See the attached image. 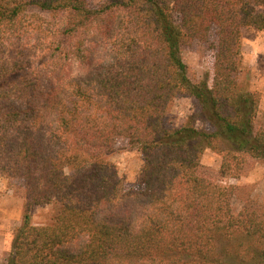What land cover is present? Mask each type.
Wrapping results in <instances>:
<instances>
[{"label": "trees", "instance_id": "16d2710c", "mask_svg": "<svg viewBox=\"0 0 264 264\" xmlns=\"http://www.w3.org/2000/svg\"><path fill=\"white\" fill-rule=\"evenodd\" d=\"M246 29L264 31V0H0V174L27 199L6 264H264V216L198 174L208 150L224 179L264 163ZM214 30L212 85L193 83L182 50ZM183 96L212 130L165 126ZM121 139L142 189L110 161ZM44 205L57 215L34 226Z\"/></svg>", "mask_w": 264, "mask_h": 264}, {"label": "rangeland", "instance_id": "374dc122", "mask_svg": "<svg viewBox=\"0 0 264 264\" xmlns=\"http://www.w3.org/2000/svg\"><path fill=\"white\" fill-rule=\"evenodd\" d=\"M218 36L212 32L208 42H195L185 46L182 59L188 67V77L193 83L208 81L214 77L215 47ZM242 79L252 91L260 94V106L256 128H264V31L246 29L243 34ZM165 126L177 129L193 126L199 130H212L204 120L199 104L192 98L179 97L172 104ZM110 161L116 165L127 190L142 189L145 185L144 158L141 152L121 139L113 147ZM222 156L214 151L204 154L199 176L225 187H235L233 210L239 214L249 208L264 216V163L249 159L240 179H224L221 175ZM69 172V170H68ZM26 189L20 180L8 179L0 174V264L10 258L15 233L21 227L27 208ZM31 221L34 226H50L57 215L53 205L32 207Z\"/></svg>", "mask_w": 264, "mask_h": 264}]
</instances>
